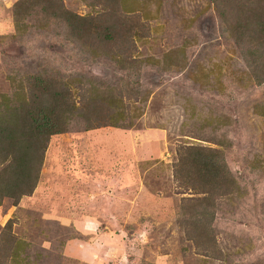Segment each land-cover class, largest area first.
I'll return each mask as SVG.
<instances>
[{"label":"rangeland","instance_id":"obj_1","mask_svg":"<svg viewBox=\"0 0 264 264\" xmlns=\"http://www.w3.org/2000/svg\"><path fill=\"white\" fill-rule=\"evenodd\" d=\"M263 4L0 0V104L34 86L67 110L30 194L0 201V264H264V83L228 29L237 6ZM190 148L221 156L231 185L202 231L210 160L192 171Z\"/></svg>","mask_w":264,"mask_h":264},{"label":"trees","instance_id":"obj_2","mask_svg":"<svg viewBox=\"0 0 264 264\" xmlns=\"http://www.w3.org/2000/svg\"><path fill=\"white\" fill-rule=\"evenodd\" d=\"M56 8L54 13L56 17L68 16L60 5ZM235 11L236 15L228 24V29L234 31L233 42L241 51L243 62L248 70L249 81L252 85L259 86L264 83V4L259 8L237 6ZM28 93L30 94L29 99L23 103V106L18 107L15 104L10 106L7 101L0 104V161L8 162L2 168L1 173L9 176L6 182L0 181V201L6 197L15 202L20 195L30 194L37 179L48 137L67 132V129L58 127L67 118L65 115L67 110L61 107V101L50 99L49 104L42 106L43 100L40 99L36 87L30 86ZM142 100L144 101V98ZM97 109L90 108L93 111ZM127 111L128 107L125 108V113ZM121 113L113 114L112 117L118 121L122 119ZM132 117V114L131 118L128 116L130 119ZM110 125L115 126V124ZM38 145L37 160L33 161L36 159V152L31 150ZM188 150L194 156L189 161L192 171L196 158H209L210 160L201 165L197 176L202 181L199 190L207 194L200 201L206 204L207 209L196 212V218L190 222L193 229L198 228V231H202L207 227L204 223L205 218L213 220L214 211L208 212V207L213 206L212 201L216 197L229 193L227 192L231 188L229 173L221 156L213 159L214 151H205L201 148ZM11 179L15 180L12 184L9 182ZM173 180L182 187L190 185L194 188V184L190 182L192 177L188 175L173 172Z\"/></svg>","mask_w":264,"mask_h":264}]
</instances>
